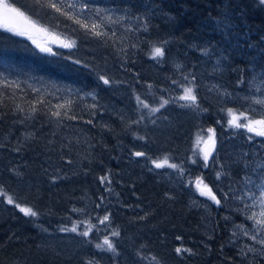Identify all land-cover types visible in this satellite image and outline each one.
I'll return each instance as SVG.
<instances>
[{
	"label": "trees",
	"instance_id": "16d2710c",
	"mask_svg": "<svg viewBox=\"0 0 264 264\" xmlns=\"http://www.w3.org/2000/svg\"><path fill=\"white\" fill-rule=\"evenodd\" d=\"M7 1L58 38L42 53L0 26V185L14 200H0V264H264V244L236 232L258 227L264 137L227 125V109L247 108L250 82L264 84V2L95 0L91 7L116 9L96 18L79 12V0H41L88 23L91 15L107 33L97 37L54 9L34 8V0ZM72 3L76 9L66 7ZM69 41L76 46H62ZM154 47L164 57L153 59ZM193 84L199 107H181L187 102L178 97ZM90 90L93 97L83 93ZM65 101L71 106L57 109ZM209 129L221 141L216 170L211 161L205 167L189 159L195 136ZM138 151L145 156H134ZM157 157L183 173L163 178L149 165ZM106 175L118 181L122 199L109 206L120 230L115 253L60 231L78 208L103 210L97 205L108 194L100 181ZM182 175L206 179L220 204L193 193ZM16 204L37 215H23ZM180 247L191 252L184 257Z\"/></svg>",
	"mask_w": 264,
	"mask_h": 264
},
{
	"label": "snow or ice",
	"instance_id": "6c2138e0",
	"mask_svg": "<svg viewBox=\"0 0 264 264\" xmlns=\"http://www.w3.org/2000/svg\"><path fill=\"white\" fill-rule=\"evenodd\" d=\"M79 2L81 4V7L79 8V12L81 14L85 13V10H88V12H90V13H95L96 18H100V13L101 12H109V11L114 12V11H116V9H101V8H98V7H91L90 5L94 4L95 0H79ZM261 2H264V0H261ZM33 7L34 8L47 7V8L54 9L55 12L61 13L62 15H64L65 17H68L69 19H75V23L79 24L86 31L90 29L91 34L94 35V36L99 37L101 35H106L107 34L105 32H102V31L98 30V29L101 28L102 25L95 23L94 20H93V17L91 15H89L87 17V19L91 20L93 22L88 23V22H85L84 20L77 19L74 16H70L69 12L68 11H64L63 8L61 6H59L57 3H47L45 5V4L41 3V0H34ZM66 7L68 9H76V4L75 3L68 4V5H66ZM125 11H127V10H125ZM0 16H2V19L4 21V25L6 27H8V30L9 31H14L19 36L28 35L31 38L32 30L43 31V29H36V26L34 24L30 25L29 27H25V28H19L18 26H16V24L14 22L15 21V17H24V13L21 12L18 8L11 7V6H9L6 3L0 4ZM107 19H108L109 22H113L112 21V17L110 15L107 16ZM115 22H118V21H115ZM145 31H147V29H145ZM33 43H36L35 39H33ZM62 46L65 47V48L71 49V48L76 46V42L75 41L63 42ZM41 51H46V52L51 53V49L50 48L42 47ZM151 55H152L153 59H155L157 57H164V55H165L164 49L162 47H154L152 49ZM76 63H79V61H76ZM99 79L102 80L105 85H109V83H110V81L108 79H106L105 77H103V76L99 77ZM4 83H5V86H8V84H9V82H7L6 80L4 81ZM12 83H15V82H12ZM241 83H243V82H241ZM16 86L19 87V85H16ZM149 87L151 88V85ZM195 92H196L195 84H193L192 87H185L183 89V95L178 97V99L186 101L187 103L184 104V105H181V107H194V108H198L199 107L198 102H197V96H196ZM224 95L231 96L232 94L231 93H225ZM136 99H137L138 102L142 103L140 101V97L139 96H137ZM244 99L247 101L250 98L249 97H245ZM168 103H169V101L165 100L163 102V104L161 105V107H163L164 105H166ZM253 103H255L257 105H264V99H257L255 101H253ZM71 104H72V101H65L64 104H58V105H56V107H57V109L66 108V107H70ZM17 107L19 108V106H17ZM92 107L95 108L96 105H92ZM143 107L147 108L148 105L147 104H143ZM20 110L23 111V109H20ZM157 111H159L158 108H154V109L151 110L152 113H155ZM202 111H207V109H202ZM31 112L35 113L36 112V108L33 107L31 109ZM227 113H228V116H229V119L227 121L228 127L234 128V129H246L248 133H254L256 136L264 137V119H251L249 116H247L245 114V112L240 111L239 113H237L236 110L231 109V108L227 109ZM52 115L56 116V117H59L61 115V113H60V111H55V112L52 113ZM65 116H67V112H65ZM26 118H31V117L29 116V117H26ZM71 119H76V117L72 116ZM143 119L144 118L141 117V120H143ZM242 119L244 121H246V122L242 123L241 122ZM139 122L140 121H134V123H139ZM20 123H24V121L21 120ZM88 123H91V121H88ZM153 123H154V121H153ZM208 131L210 133L214 134V129H209ZM25 138L27 139L28 135H26ZM138 139H144V137H138ZM248 139L252 140L253 137L249 136ZM205 143H206V145L209 144V143L211 144V150H207L206 149L204 151V154H203L204 166L208 167L209 156H211L213 151H215V146H216L215 145V137H214V135L209 137V140L206 141ZM0 146H2V145H0ZM19 150H20L19 148L15 149V151H17V152ZM133 155L136 156V157H143V156H145V153L138 151V152H135ZM152 163L155 164L156 168H161V167L164 166V164L167 163V158H165V161L163 163L157 162L156 160H153ZM193 163H196V161L193 160ZM168 166L170 168H172V169H179L181 174L184 171L183 168H181L177 164H169ZM259 167L264 169V164H261ZM216 176H217V179H219L220 176H221V173L217 172ZM105 180H108L109 183L111 182L107 175L100 178L101 183H104ZM202 184H203V181L198 178V180H197V188L200 191V194L202 196L203 195L209 196V198L212 201H214L215 204L219 205L220 204V200L217 199L215 193L212 192V189L209 188L207 185H203V187H200ZM259 187L261 189V196L264 197V185H261ZM108 190H110V189H108ZM222 195L227 199V197L229 196V193L226 192V193H223ZM101 199H103V197ZM8 203L9 204L13 203V200H12L11 197H8ZM260 206H261V208H264V200H261ZM16 207L20 208V211L23 212L25 215H30V216H33V217L37 215V213L35 211H33L31 208L21 207L19 204H16ZM97 207H99V205H97ZM74 211H77V210L74 209ZM260 215L262 217H264V211H262L260 213ZM254 218H255V213L253 214L252 217H248V219H254ZM108 220H109V216L105 215L103 217V220H101V223H103L105 221H108ZM256 224L264 225V220H257ZM238 227L241 228V231L243 232L244 235H246V236L248 235V230L244 229L243 226H238ZM90 230L91 229H89V231ZM60 231L77 232V227L74 225L71 229L61 228ZM89 231H84V232L80 233V235L87 237L89 235ZM254 231H259V229L258 228H254ZM111 235L112 236H119V232L118 231H113L111 233ZM252 239L256 240V236H252ZM260 243L264 244V240H261ZM95 247L97 249H101V250H104V251H110V252H114V253L116 252V246L113 243V241L109 239L108 236H105L104 239H103V242L96 244ZM249 250L251 251L252 249H249ZM175 251H176V253L179 254L182 251L191 252V249L176 248ZM88 264H94V262L93 261H89Z\"/></svg>",
	"mask_w": 264,
	"mask_h": 264
},
{
	"label": "rangeland",
	"instance_id": "374dc122",
	"mask_svg": "<svg viewBox=\"0 0 264 264\" xmlns=\"http://www.w3.org/2000/svg\"><path fill=\"white\" fill-rule=\"evenodd\" d=\"M3 3H6L9 6H11L7 0H0V4H3ZM14 22H15L16 26H18L19 28L29 27L30 25L34 24L36 26V29H43V31L32 30L31 38L28 35H25L30 39V41L32 43H33V39H35L36 43H33V44L35 46H38V48L40 50L42 47L52 49V47L57 43L58 37L54 33H50L46 28L40 26L35 21H33L30 18H27L26 16L15 17ZM0 26L8 29V27H6L4 25V21L2 19V16H0ZM59 42L60 41H58V43ZM40 52L49 53L46 51H40ZM262 84L263 83L261 81H254V79H253L250 82V87H249L250 92H249L248 97L250 99H248L247 101L244 99L247 103V108L242 110V111L245 112V114L247 116H249L251 119H260L261 116L264 114V105H257L255 103H253V101H255L257 99H264V84H263V86H262ZM189 87H192V86H189ZM216 87L218 89H220V91L223 95L225 93H228V91L223 90V88L221 86L220 87L216 86ZM95 92L96 91H94V90H90V91L83 92V93H85V95H89L90 97H93L95 95ZM240 111L238 110L237 113H239ZM250 112L258 113V115L253 116ZM241 122H246V121H244L242 119ZM213 135L217 139V146H216L217 151H216V154L213 156V160H210L211 161L210 163H212L213 168L216 170L214 162L219 163V161H218L219 160V152L218 151L220 150L219 148L221 146V141H220V138H218V136L216 134L210 133L209 131H206V132L200 131L195 136V138H194L195 140H194V143L192 145V153L190 154L189 159L191 162H193V160H196V158H198L199 161L203 160V154H204L205 148L207 146L205 142L208 141L209 137H211ZM153 160H156L157 162L163 163L165 161V158H159V157L151 158L149 161V165L154 169L155 172L162 175L163 178L168 179L170 181V180L179 176V169H172L168 166L169 164H177V163H174L171 160H167V163L164 164L163 167L156 168L155 164L152 163ZM182 177L186 180V184L191 183V186L193 187L192 188L193 193L195 192L196 194H198L200 197H202L204 199L209 198L206 195L202 196L200 194V191L197 188L198 178L203 181V184L200 187H203V185H207L210 188V185L207 183L206 179H204L203 177H194V179H188L189 177H187V175H184V176L182 175ZM109 179L111 181L110 183L108 180H105L103 183L106 186V190H107L108 194L105 197H103V199L101 200V204H100L99 208H103L102 211L100 210L97 212V208H96V211L94 213H85L84 210H81L78 208V213L74 212L75 214L71 215L69 218V220H71L72 223H68V229H71L75 225L77 227V233H79V234L84 232V231H89V229H91L89 231V235L87 237L82 236V235H80V236L85 237L90 243L95 244V245L98 243H102L105 236H108L109 239L112 240L113 243L115 244L118 236H112L111 233L113 231H118L120 234V230H119L118 226L114 223V221L112 219V214L109 210V206L111 204L112 205L113 204H121L122 205V199H121L120 193L118 191V187H116V184L118 181H116L114 178L111 179L110 177H109ZM120 182L122 183V181H120ZM108 189H110V190H108ZM8 197L12 198V195L5 189V187L0 185V200L6 201V203H8ZM12 200H13V198H12ZM261 200H264V197ZM13 203H14V200H13ZM19 205L21 207L31 208V207L26 206V205H22V204H19ZM18 210L20 211V208H18ZM33 211H35V210H33ZM262 211H264V208H262ZM22 214L25 215L23 212H22ZM105 215L109 216V220L101 223V220H103V217ZM25 216L33 217L30 215H25ZM259 218H260L259 220H264V217H262L261 215H259ZM243 228L246 229L245 227H243ZM257 228L259 229V231H254V232L248 231V234H254L256 236V240H258V241L264 240V225H258ZM238 231L242 232L241 228L236 229V232H238ZM180 248H182V247H180ZM182 249H184V248H182ZM188 253L189 252H187V251H182L179 254H181L182 256L185 257V255ZM89 261H93L94 264H102L101 262L94 260V259L88 260L86 264H88ZM139 264H146V263L141 262Z\"/></svg>",
	"mask_w": 264,
	"mask_h": 264
},
{
	"label": "water",
	"instance_id": "95a60500",
	"mask_svg": "<svg viewBox=\"0 0 264 264\" xmlns=\"http://www.w3.org/2000/svg\"><path fill=\"white\" fill-rule=\"evenodd\" d=\"M215 145L217 146V140L215 139ZM216 146H215V151H213V153H212V155L211 156H209V160H208V162H210V159L214 156V154L216 153ZM211 150V144L209 143V144H207V146H206V148H205V150Z\"/></svg>",
	"mask_w": 264,
	"mask_h": 264
},
{
	"label": "bare ground",
	"instance_id": "6f19581e",
	"mask_svg": "<svg viewBox=\"0 0 264 264\" xmlns=\"http://www.w3.org/2000/svg\"><path fill=\"white\" fill-rule=\"evenodd\" d=\"M222 58H223V57H222ZM242 58H243V57H242ZM178 63H179V62H178ZM177 66L179 67V65H177ZM252 66H253V64H252ZM252 66H251V67H252ZM182 67H183V66H182ZM251 67H250V68H251ZM248 69H249V68H248ZM253 69H254V68H253ZM247 71H248V70H247ZM254 71H255V69H254ZM252 72H253V71H252ZM255 72H256V71H255ZM255 72H254V73H255ZM257 74H258V73H257ZM204 83H206V82L204 81ZM211 83H212V81H211ZM206 85H209V81H208V84H206ZM228 85H229V84H228ZM262 86H263V84H262ZM207 87H208V86H207ZM208 88H209V87H208ZM208 88H207V89H208ZM223 88H225V87H223ZM226 89H227V88H226ZM231 89H232V88H231ZM238 92H239V91H238ZM241 94H242V93H241ZM237 96H238V94H237ZM237 96H236V97H237ZM242 96H243V95H242ZM252 97H253V96H252ZM240 98H241V96H240ZM221 105H222V104H221ZM225 107H226V106H225ZM239 111H240V110H239Z\"/></svg>",
	"mask_w": 264,
	"mask_h": 264
}]
</instances>
